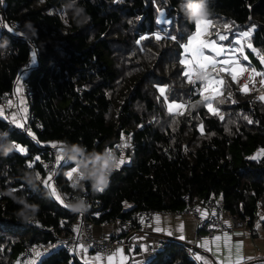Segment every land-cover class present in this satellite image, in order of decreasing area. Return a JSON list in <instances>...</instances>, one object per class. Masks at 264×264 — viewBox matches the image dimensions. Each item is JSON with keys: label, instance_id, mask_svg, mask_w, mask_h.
<instances>
[{"label": "trees", "instance_id": "trees-1", "mask_svg": "<svg viewBox=\"0 0 264 264\" xmlns=\"http://www.w3.org/2000/svg\"><path fill=\"white\" fill-rule=\"evenodd\" d=\"M66 3L71 0H0V42H10L0 48V96L12 91L30 60L23 82L30 86L29 111L40 123V130L28 135L0 116V130L9 131L26 150L0 155V190L21 189L18 196L39 205L36 221L22 224L16 216L19 206L0 197V264H27L34 251L53 244L58 246L36 264H84L58 244L70 235L76 214L44 186L41 161L48 158L51 142L103 151L120 142L125 130L133 150L103 192L87 185L81 192L70 184L65 172L73 164L64 157L56 166L58 190L63 196L85 194L91 205L86 218L92 223L121 214L135 227L145 209L175 211L214 197L237 218L249 225L259 221L264 228V102L220 72L219 92L210 99L216 111L208 110L210 102L193 89L181 63L183 44L195 30L180 10L181 0H78L91 18L84 25L64 11ZM157 6L171 23L159 27ZM208 7L207 18L215 27L229 28L231 36L253 27L252 49H246L250 60L244 62L264 74V0H208ZM26 22L35 34L27 31ZM157 84L167 86V98L183 100L184 110L168 112ZM28 171L39 173L38 192L23 185ZM29 247V259L19 262ZM146 264L195 261L171 240Z\"/></svg>", "mask_w": 264, "mask_h": 264}, {"label": "crops", "instance_id": "crops-1", "mask_svg": "<svg viewBox=\"0 0 264 264\" xmlns=\"http://www.w3.org/2000/svg\"><path fill=\"white\" fill-rule=\"evenodd\" d=\"M193 33H195V30ZM183 53H184V49H183ZM183 59L184 57H181V61ZM239 60H241L242 65H240L239 63H234L228 66L235 70L234 73H229V71H220V69L222 68V66L220 65L217 66L215 70H213V68L210 66L207 69H210L209 73H213L217 77H219L221 83H222V78L219 76L220 72L228 73L232 79H233V74H235L237 79L241 73L239 71V68H244L245 66H252L254 69L257 70L256 66L244 62L250 60L248 55L246 59L242 58ZM183 65L185 66L184 72L188 76V79L192 73L201 70L198 67L195 68L192 66L191 68H189L188 65L187 66L186 64ZM25 74H26V68L22 67L19 77L17 78L15 85L12 89L15 98H14V105L12 107V112L10 114V118H12L15 115L17 117L18 123H22V124L25 114L26 97L22 93V91H20L19 93L17 92V87L19 84L21 88L22 83H24L23 80ZM208 74L206 75V77L208 76ZM209 85L212 86L211 83H209ZM160 88H164V87L162 86L157 87L158 90ZM203 89H205V84ZM203 89L200 93L203 92ZM217 93L218 92H216V94ZM177 111L180 110L178 109ZM128 134L124 133V136L122 137V140L120 142H126V143L132 142L130 139V135ZM53 144H56L58 146L56 149L58 151V155H60L61 153L59 152V146L61 145L63 146V144L60 143L59 141L51 142V145ZM108 151L114 153L118 160L123 157L125 163L128 162L129 155L128 156L118 155L115 152L114 148L108 149ZM72 168H74V165L69 167L66 170L65 174H66V178L70 181V184H72L75 187V185L77 184V176L74 174L72 179H69L68 177V172ZM51 184L55 187L57 194L62 199L63 198L62 193L59 190H57L56 186L52 182ZM49 191L53 195L50 188ZM54 197L56 198V196ZM194 204L199 208V212L201 216L208 215L209 211L206 207V201L204 199L199 198L194 202ZM131 206H132L131 203L125 204V207L127 209L131 208ZM226 214L227 213L224 212L225 217L227 216ZM118 220L121 219H117L109 222H102V223L93 222L92 223L93 235L94 236L110 235L112 230L115 228ZM225 220L228 221L227 218H225ZM71 230L77 234L80 233L81 231L80 215L76 214V218L72 224ZM217 236L221 237L219 241L215 240ZM225 236L230 237V241L228 242V244L225 243L224 240ZM130 238L136 242L135 248L128 249L125 247H113L106 255H103V254L94 253L90 247H88L87 252L84 253L82 251L83 246L88 244H86L82 240V238L79 237L78 241L74 245L73 252L71 254L84 264H85V260H88L89 264H93L92 258L98 255L102 257H107L111 255L115 250H120V252L117 253V255L114 257L116 264H146V262L154 255V253L160 247L159 244L160 240L173 239L178 242H182L187 247L193 249L195 251L196 258L200 261L201 264H229L230 260L232 264H235L238 256L242 258L241 264H264V228L262 227V224L259 221H256L253 225H249L246 222L245 228L235 230L231 233L226 231H218L213 235L208 236L202 233L199 234L197 219H195L192 216H184L175 211H157L153 215H151L148 221L146 222L143 221L141 222V224H138L137 226L133 227L130 232ZM237 245H240L239 253H237ZM56 246L58 245L53 244L50 247H46L45 250L41 251V249H39L38 252L41 251L39 252L40 255H35L33 258H31V260L27 264H30V262H34L33 264H36V262L39 260V256H42V254H45L48 251H51ZM95 264H108V261L105 259L99 262H95Z\"/></svg>", "mask_w": 264, "mask_h": 264}, {"label": "built area", "instance_id": "built-area-1", "mask_svg": "<svg viewBox=\"0 0 264 264\" xmlns=\"http://www.w3.org/2000/svg\"><path fill=\"white\" fill-rule=\"evenodd\" d=\"M0 27H4L2 21L0 20ZM11 27L18 31L22 36L26 37L25 30L16 23H12ZM30 60L26 62L23 68H26L29 65ZM240 76L236 79V86L240 90H245V85H247L248 92H253L257 95V97H261L264 95V83H262L263 77L262 75H255L253 73L252 66H245ZM210 72V69H201L195 71L191 74V82L193 85V89L200 93L204 87V82L206 75ZM255 73H261L260 71L255 69ZM21 91L26 97L25 104V114L23 119V127H17L16 124L11 122L10 114L12 112V107L14 105L15 95L12 91L5 92L0 96V109L3 110V118L10 124L11 127L17 129L18 131L25 132L28 135H34L36 129L40 130V123L37 118L29 111L28 102L30 96V86L26 83H22ZM264 102V101H263ZM11 105V107H9ZM31 133V134H30ZM126 146H122L125 145ZM115 152L121 156H128L133 150L132 142H120L117 143L114 147ZM57 155L58 151L56 148H52L48 154L47 159H43L41 164L43 165L46 176L48 178L49 173H51V182L56 186V180L54 177L55 169L57 166ZM58 190V188H57ZM76 195H85L83 193H75V194H62L63 204L67 205L68 202L72 201ZM86 199L89 202V198L86 196ZM183 199L187 201L189 199L188 195L183 196ZM195 200V199H194ZM206 207L208 209L207 216H201L199 212V208L193 203H187L184 207L175 210V212L184 215V216H192L197 219L199 234H205L208 236L213 235L218 231H226L233 232L235 230L243 229L246 226V222L237 218L235 215L228 212L223 205L219 202L218 199L214 197H209L206 200ZM157 210L154 209H145L139 212V216L136 220V226L141 224L143 221H148V219L153 215ZM224 212H226L227 216H224ZM79 215V214H78ZM81 216V231L80 233H75L72 231L70 235H67L64 238H61L59 243L68 253L73 252L74 245L78 241L79 237L90 246L92 251L96 254L106 255L113 247H125L128 249L135 248L136 242L130 238L131 229L134 227L133 224L127 219H121L117 221L115 228L112 230L110 235H100L94 236L92 232V222L86 218V213ZM228 219V221L225 220ZM173 239H163L160 240V248L169 241ZM176 241V240H175ZM178 242V241H177ZM178 244L182 245L186 253L195 261V264H201L200 261L195 256V251L182 242H178ZM157 249V250H158ZM30 253H32V247H29L25 252L19 254V262L25 261Z\"/></svg>", "mask_w": 264, "mask_h": 264}, {"label": "clouds", "instance_id": "clouds-1", "mask_svg": "<svg viewBox=\"0 0 264 264\" xmlns=\"http://www.w3.org/2000/svg\"><path fill=\"white\" fill-rule=\"evenodd\" d=\"M184 17L190 23H196L197 20L206 19L209 12L208 0H181L179 5ZM65 12L71 11L77 17L76 23L78 25L87 24L90 17L86 14L85 9L79 5L78 0H71V3L63 5ZM25 28L28 32L35 34V29L30 22L25 23ZM27 33H25L26 35ZM10 42L6 39L0 42V48L6 49ZM61 149L62 156L74 168L78 169L77 184L75 187L83 192L85 185L90 186L92 192L100 193L109 187L111 177L117 169L118 159L114 153L108 150L97 151L95 149L89 150L88 147L82 143H71L68 141L62 142ZM15 142L10 138V132L7 130H0V155L8 156L15 151ZM23 185L32 192L40 190V180L37 173L28 171L22 177ZM21 191L18 188H7L0 190V197H8L19 207L16 216L22 224L34 223L39 212V205L30 202L27 195H17ZM66 207L74 214L83 215L87 213L91 207L86 199V195H76L75 198L68 202Z\"/></svg>", "mask_w": 264, "mask_h": 264}, {"label": "snow or ice", "instance_id": "snow-or-ice-1", "mask_svg": "<svg viewBox=\"0 0 264 264\" xmlns=\"http://www.w3.org/2000/svg\"><path fill=\"white\" fill-rule=\"evenodd\" d=\"M161 16H163V13H161ZM164 23H171L170 20H165ZM212 21L211 20H204V19H200L196 21V32L188 39V42L183 45V49H184V59L181 61V63L188 65L189 68L192 67L193 64H195L198 68L200 69H207L209 66H211L213 68V70L216 69L218 64H222L225 67H222L220 69V71H229L230 73H234V69L228 67L229 65H232L234 63H238L235 60V53L237 51H242L243 49H234V48H228L225 47L223 45H219L217 41H225L228 39V36L224 35V34H217V40H206V39H202L201 37L204 35V33L207 31L208 27L211 26ZM254 30V29H253ZM9 31H12L11 29H9ZM251 35L250 31H246L242 34H240L241 38H245V37H249ZM160 37L157 36V39H159ZM174 39V37H173ZM235 43L239 44L240 43V39H237L235 41ZM249 47H251V45H249ZM205 49H208L211 53H213L214 55H205ZM220 56H225L227 57L226 59L223 60H217L215 57H220ZM246 59V57H245ZM35 62V53H33V63ZM262 62H264V60H262ZM246 69L244 68H239L240 72L245 71ZM253 73L255 75H264L261 73H255V69L252 70ZM189 79H191V77H189ZM205 80H207V77H204ZM233 79H236L235 74H233ZM211 83V82H209ZM209 83L205 84V89L208 88ZM262 83H264V81H262ZM161 94L163 95L165 92L164 88H160L159 89ZM245 90H247V85H245ZM21 91V88L18 84L17 87V92L19 93ZM205 100H209L210 98L205 96L204 97ZM261 100H264V96L260 97ZM9 107H11V105H9ZM178 107H182L181 105H171L169 107V111L172 110V108H178ZM208 108L209 111H216L212 108L211 103L208 104ZM3 115V110H0V116ZM11 122L13 124H16L17 127H23L22 123H18L17 121V117L14 115L11 118ZM31 134V133H30ZM16 149L18 151L24 152L26 151L25 149L21 148L19 145H15ZM122 146H126L122 145ZM53 148H57L58 146L56 144L52 145ZM62 145L59 146V152L61 153V149H62ZM39 159V157H37V160ZM63 159L62 154L57 156V164L59 165L61 160ZM253 159H255V157H253ZM125 163L124 158H120L117 162V168H119L121 166V164ZM32 165L30 164L29 167H31ZM76 175L78 178V169L76 168H72L69 172H68V177L69 179H72L73 175ZM38 178H39V173H37ZM51 173H49V176L47 179H45L43 181L44 186L48 187L51 189L52 193L54 196H56V198L58 200H60L61 203H63V200L61 199V197L57 194L55 187L51 184ZM66 206V205H65ZM159 231V229H158ZM221 239V237L217 236L215 238L216 241H219ZM225 243L228 244V242L230 241V237L225 236L224 237ZM88 247H90L89 245H85L83 246L82 251L84 253L87 252ZM240 250V245H237V253H239ZM120 250H115L111 255L107 256V257H102V256H96L94 258H92L93 264H95V262H99L102 260H107L108 264H116V261L114 260V257L117 255V253H119ZM37 255H40L39 252H37ZM241 260L242 258L238 256L235 264H241ZM85 264H89L88 260H85ZM229 264H232L231 260L229 261Z\"/></svg>", "mask_w": 264, "mask_h": 264}, {"label": "rangeland", "instance_id": "rangeland-1", "mask_svg": "<svg viewBox=\"0 0 264 264\" xmlns=\"http://www.w3.org/2000/svg\"><path fill=\"white\" fill-rule=\"evenodd\" d=\"M161 13H163V16H161ZM165 20H168L167 19V17H166V13H165V10L161 7V6H157L156 7V22H157V24L159 25V27H162L163 25H165V24H167V23H164V21ZM204 20H211L210 18H206V19H204ZM212 21V20H211ZM196 24V23H195ZM215 25H214V23H213V21H212V24H211V26H209L208 27V29H207V31L204 33V35L201 37L202 39H206V40H217V34L219 33V34H224V35H226V36H228V39L227 40H225V41H217V43H218V46L219 45H223V46H225V47H228V48H234V49H240V48H242L243 50L242 51H237L236 53H235V60L240 64V65H242V62H241V60H239V59H242V58H245V57H247V52H246V49H252V46L251 47H249V45H250V41H249V38H250V36L249 37H245V38H241V36H240V34H242V33H244V32H246V31H250L251 32V34H252V32H253V27H249V28H247V29H244V30H241V31H239V32H235L232 36L230 35V32H229V28H221V27H215ZM195 32H196V27H195ZM194 34V33H193ZM193 34H190V35H188V37H187V40H186V42L183 44V45H185L187 42H188V39L193 35ZM237 39H240V43L239 44H237V43H235V41L237 40ZM205 51V55H214L213 53H211L208 49H205L204 50ZM182 57H184V53H183V55H182ZM217 60H223V59H226L227 57H225V56H220V57H215ZM263 63V62H262ZM264 64V63H263ZM222 66V67H225L224 65H222V64H218L217 66ZM187 66V65H186ZM193 67H197L195 64H193L192 65ZM211 67V66H210ZM187 70H188V68H187ZM230 73V72H229ZM242 73V72H241ZM240 73V74H241ZM187 74H188V72H187ZM208 76H210V77H208ZM208 76H207V80H205V84L206 83H209V82H211V85L212 86H208V88L207 89H203V92L202 93H200L201 94V99L202 100H204L205 101V99H204V97L205 96H207V97H209L210 99L212 98V97H214V95H216V92H219V88H220V84H221V82H220V78L219 77H217L215 74H213V73H209L208 74ZM240 76V75H239ZM238 76V77H239ZM190 77H191V75H190ZM235 82H236V80H234ZM158 86H162V87H164V89H165V92H164V94L162 95L161 94V92H159V90H158V92H159V94H160V96L162 97V98H164V101L162 100V102H163V104L166 106V110L168 111V112H170V113H178V112H181V111H183L184 110V108H185V105H186V103L183 101V100H171V99H169V98H167L166 97V88H167V86L165 85V84H157L156 85V88L158 87ZM215 92V93H214ZM165 96V97H164ZM210 99L209 100H206L207 102H210ZM211 103V102H210ZM208 104L209 103H207V108H208ZM171 105H181L182 107H178V108H172V110L171 111H169V107L171 106ZM212 105V104H211ZM212 108L214 109V110H216V108L212 105ZM180 110V111H177V110ZM208 110H209V108H208ZM210 112H215V111H210ZM61 143V142H60ZM116 146V145H115ZM114 146V147H115ZM113 147V148H114ZM35 255H37V253L34 251V253L33 254H31L30 255V257L31 256H35ZM29 258H27L26 259V261L28 260ZM34 262H32V264H33Z\"/></svg>", "mask_w": 264, "mask_h": 264}, {"label": "water", "instance_id": "water-1", "mask_svg": "<svg viewBox=\"0 0 264 264\" xmlns=\"http://www.w3.org/2000/svg\"><path fill=\"white\" fill-rule=\"evenodd\" d=\"M124 133H126V134H128V131L127 130H125L124 131ZM99 139H101V138H99ZM225 209H226V207H224ZM122 218V215L121 214H119V216H118V219H121ZM198 252H200V251H198Z\"/></svg>", "mask_w": 264, "mask_h": 264}]
</instances>
